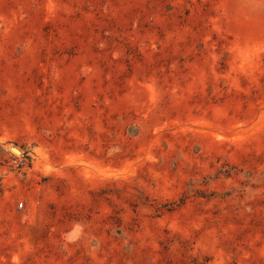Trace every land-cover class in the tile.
I'll list each match as a JSON object with an SVG mask.
<instances>
[{
	"label": "rangeland",
	"instance_id": "1",
	"mask_svg": "<svg viewBox=\"0 0 264 264\" xmlns=\"http://www.w3.org/2000/svg\"><path fill=\"white\" fill-rule=\"evenodd\" d=\"M0 264H264V0H0Z\"/></svg>",
	"mask_w": 264,
	"mask_h": 264
},
{
	"label": "built area",
	"instance_id": "2",
	"mask_svg": "<svg viewBox=\"0 0 264 264\" xmlns=\"http://www.w3.org/2000/svg\"><path fill=\"white\" fill-rule=\"evenodd\" d=\"M22 205H23V202H22V201H19V202H18V207L21 208Z\"/></svg>",
	"mask_w": 264,
	"mask_h": 264
},
{
	"label": "water",
	"instance_id": "3",
	"mask_svg": "<svg viewBox=\"0 0 264 264\" xmlns=\"http://www.w3.org/2000/svg\"><path fill=\"white\" fill-rule=\"evenodd\" d=\"M12 149H13V147H12ZM14 150V149H13Z\"/></svg>",
	"mask_w": 264,
	"mask_h": 264
}]
</instances>
